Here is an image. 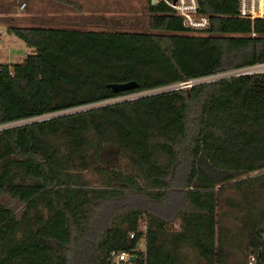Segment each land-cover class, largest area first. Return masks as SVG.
Listing matches in <instances>:
<instances>
[{
  "label": "trees",
  "instance_id": "1",
  "mask_svg": "<svg viewBox=\"0 0 264 264\" xmlns=\"http://www.w3.org/2000/svg\"><path fill=\"white\" fill-rule=\"evenodd\" d=\"M197 4L209 19L198 33L150 0L145 30L6 26L32 51L0 63V125L30 120L0 129V264H111V251H130L128 264H228L226 202L245 209L247 255L264 264V182L236 179L264 170V73L106 102L264 62V19L238 17L235 0ZM105 147L130 173L102 166ZM93 165L102 190L80 180Z\"/></svg>",
  "mask_w": 264,
  "mask_h": 264
},
{
  "label": "rangeland",
  "instance_id": "2",
  "mask_svg": "<svg viewBox=\"0 0 264 264\" xmlns=\"http://www.w3.org/2000/svg\"><path fill=\"white\" fill-rule=\"evenodd\" d=\"M53 0H0V10L5 9L10 14H18V13H29V14H37L42 12L41 10H47L48 5ZM55 1V0H54ZM72 3H78L84 11L93 12V16L98 20L99 25L96 26H86V27H72V26H81L73 23L71 21V29H103V30H145L146 29V17H147V2L148 0H69ZM25 2V4H24ZM23 4V6H21ZM57 10L61 12L64 8L71 9V20H74V8L70 5H61L55 4ZM62 6V7H61ZM46 7V8H45ZM45 8V9H44ZM67 11V10H66ZM92 16V17H93ZM11 23V21H10ZM13 23V22H12ZM21 23V22H18ZM20 26H25L28 24H18ZM3 25V24H2ZM31 25V24H30ZM4 26V25H3ZM1 28V27H0ZM3 28V27H2ZM32 50L27 48L20 40L7 37L6 42L1 46L0 45V63L1 64H13L19 63L23 60L26 54H29ZM214 76H209L200 79H194L192 82H206L213 80ZM186 86V84H184ZM182 86L180 84L171 85L168 88H174ZM186 89L188 87H185ZM163 89V88H162ZM153 91H145L138 93H131L121 97H116L108 100L107 102L122 99V98H132L144 93L155 92ZM103 157L107 156L106 165L102 164L103 167L106 168H116L123 173L125 172V162L123 158L116 155L115 148L105 147L103 148ZM108 163V164H107ZM80 180L84 186L90 188H98L100 190L106 188L104 182L107 180V175L105 172H99V170L93 166H90L88 170L85 172H79ZM243 178H255L256 182H264V170H257L254 172L246 173L238 176L236 179ZM235 180V179H234ZM226 197L231 200H239V195L236 194L235 191H228ZM257 200L259 202L258 210H264V204L260 201L264 200V194L261 192L259 195H256ZM253 201V202H254ZM257 205V204H256ZM238 206V205H237ZM234 204L225 203L222 208L218 210V222L220 230L219 232L222 234L223 240H225V251L228 254V260L230 264H245L246 255L248 249H246V237L245 234L241 231L240 224L243 218L244 208H238ZM258 206V205H257ZM254 218V216H252ZM253 222V220H252ZM262 221H260L261 223ZM143 222H138V227L141 228ZM177 228V222L174 221L172 229ZM186 257H188L187 261H192V255L190 252H186ZM123 264H128L124 262Z\"/></svg>",
  "mask_w": 264,
  "mask_h": 264
},
{
  "label": "built area",
  "instance_id": "3",
  "mask_svg": "<svg viewBox=\"0 0 264 264\" xmlns=\"http://www.w3.org/2000/svg\"><path fill=\"white\" fill-rule=\"evenodd\" d=\"M159 1L166 4L173 11V13L181 19L182 26L185 27L187 30L198 33L200 31L205 30L208 27L209 25L208 16L207 14L199 11L197 0H154L155 3ZM235 1H236V11H237L236 15L238 17L246 18L249 21H252L255 18L264 19V0H235ZM21 6H23V4H21ZM260 73H264V62L256 63L253 65L233 69V70L218 73V74H214L216 75V77H214L213 80H217L220 78H227L229 76L251 75V74H260ZM194 83H198V82H194ZM178 84L182 86L174 87V88L189 87L190 85L193 84V82L192 80H189V81H185V82L178 83ZM184 84H186V86ZM160 89L162 90V88H159L156 90H160ZM163 89H166V88H163ZM142 92H145V91H142ZM144 94H148V93H144ZM140 95H143V94H140ZM122 99H125V98H122ZM122 99H117V100H113L110 102H114V101H118ZM48 116L49 115L47 114L44 116H40L39 118H47ZM28 121L30 120L25 119V120L10 122L7 124L0 125V129L4 127L19 125L21 123H25ZM137 230L142 232L144 230V223L142 224L141 228L137 226ZM132 236H133L132 232L128 233L129 238H132ZM129 256H134V255L130 251L129 252L111 251L109 253L111 264H120L122 262L129 263V260H128ZM256 261H257V258H256L255 253H249L247 255L246 264H256Z\"/></svg>",
  "mask_w": 264,
  "mask_h": 264
},
{
  "label": "crops",
  "instance_id": "4",
  "mask_svg": "<svg viewBox=\"0 0 264 264\" xmlns=\"http://www.w3.org/2000/svg\"><path fill=\"white\" fill-rule=\"evenodd\" d=\"M67 2V5H71L74 8L73 16L74 20H71V9L70 8H63L61 12L57 10L55 4H63L60 1H52L49 5L47 10H41L42 12L37 14H29V13H18V14H10L5 9L0 10V45L2 46L9 35L6 32V26L9 24H28L25 26H44V27H51V28H66L71 29V21L77 25L81 26H72V27H88V26H96L99 25L100 22L98 20L93 21V12L84 11L83 8L78 3H72L69 0H64ZM77 1V0H75ZM65 5V4H63ZM55 6V7H54ZM79 6V9H78ZM46 8V7H45ZM44 8V9H45ZM67 10V11H66ZM92 18V19H91ZM11 21V23H10ZM13 22V23H12ZM4 26H3V25ZM31 24V25H30ZM3 27V28H2ZM77 28V29H80ZM227 262L228 255H227Z\"/></svg>",
  "mask_w": 264,
  "mask_h": 264
},
{
  "label": "water",
  "instance_id": "5",
  "mask_svg": "<svg viewBox=\"0 0 264 264\" xmlns=\"http://www.w3.org/2000/svg\"><path fill=\"white\" fill-rule=\"evenodd\" d=\"M154 0H150V4L154 5ZM109 87L111 88L112 92H121V91H126L130 90L136 87V82L133 80H129L126 82H120V83H111L108 84ZM134 259V256H129L128 260L131 262Z\"/></svg>",
  "mask_w": 264,
  "mask_h": 264
}]
</instances>
